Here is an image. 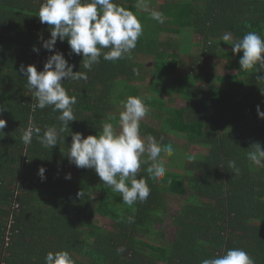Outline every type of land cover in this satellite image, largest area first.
Returning <instances> with one entry per match:
<instances>
[{"label":"trees","instance_id":"trees-1","mask_svg":"<svg viewBox=\"0 0 264 264\" xmlns=\"http://www.w3.org/2000/svg\"><path fill=\"white\" fill-rule=\"evenodd\" d=\"M41 2L0 0V119L6 121L0 132V264H44L46 254L58 250L68 251L75 264H201L232 248L264 264V167L247 158L252 144L264 147V119L256 111L257 105L264 111V81L257 80L264 73L241 70L242 53L231 50L248 32L264 38V0H115L142 24L130 54L114 62L101 56L88 71L82 56H69L67 40H57L73 71L88 77L63 83L77 98V120L62 133L60 113L35 107L19 72L21 64L42 70L52 54L41 46L40 37H50V26L37 16ZM151 11L163 13V23ZM225 34L230 40H222ZM216 59L226 62L222 74L211 63ZM182 68L186 72L178 75ZM128 96L141 97L148 108L141 138L151 135L174 148L157 157L166 169L159 181L146 171L152 161L141 163L137 177L146 180L150 195L131 207L94 169L77 168L67 156L71 133L96 135L104 122L118 131ZM29 126L40 128V135L55 126L58 144L45 147L35 133L25 144L21 137ZM171 136L182 138L185 149L202 151L180 164L176 154L188 153ZM232 159L238 175L227 167ZM177 199L175 233L166 242L165 215ZM102 219L110 222L107 229L99 226Z\"/></svg>","mask_w":264,"mask_h":264},{"label":"clouds","instance_id":"clouds-1","mask_svg":"<svg viewBox=\"0 0 264 264\" xmlns=\"http://www.w3.org/2000/svg\"><path fill=\"white\" fill-rule=\"evenodd\" d=\"M150 15L153 20L163 23V13L151 11ZM37 16L41 24L50 26L49 39H40L41 46L52 54L47 57L42 70L37 71L35 65L21 64L19 72L27 80V87L36 101L35 107H51L54 113H60L57 119L61 122L59 131L62 133L72 121L77 120L72 107L77 103V98L68 95L63 83L87 80L88 77L87 72L73 71L74 65L69 63L63 52L56 49L57 40H67L69 56H82L83 68L91 71L100 62L101 56L106 61L114 62L130 54L142 35V24L132 11L126 10L115 0H42ZM222 40H230V34H225ZM103 49L108 51L103 52ZM32 50L39 52L35 45ZM231 50L242 53L239 59L241 70L264 73V38L257 32H248L232 42ZM257 80L264 81V75H258ZM260 93L264 96V88H260ZM121 105L123 110L119 114L118 131L112 123L104 122L96 135L85 137L80 132L71 133L67 156L77 168L94 169L100 181L119 193L122 202L131 207L138 200H147L150 195L146 180L137 177L141 163L152 161L146 171L151 179L159 181L165 176L166 169L163 161H158L157 157L162 152L172 155L174 148L171 144L162 146L151 135L146 140L141 138L140 121L148 112L141 97L128 96L121 101ZM256 111L258 118L264 119L260 105H257ZM5 126L6 121L0 119V132ZM34 133L45 147L52 148L60 140L55 126L47 127L43 135H40V128L29 126L22 134V141L30 144ZM249 149L248 160L258 167H264V147L256 142ZM145 153L148 159L141 161ZM227 167L235 175L240 172L235 159L229 160ZM45 171L44 167L38 169L41 180L46 179ZM65 179H71V174H66ZM128 220L134 222L133 217ZM44 264H75V261L68 251L58 250L49 251L44 257ZM201 264H255V261L243 249L232 248L223 255L203 259Z\"/></svg>","mask_w":264,"mask_h":264},{"label":"rangeland","instance_id":"rangeland-1","mask_svg":"<svg viewBox=\"0 0 264 264\" xmlns=\"http://www.w3.org/2000/svg\"><path fill=\"white\" fill-rule=\"evenodd\" d=\"M156 8H157V6L155 4L151 8H141V9L146 11V10L156 9ZM195 40H197V38ZM211 63L213 65H215V68H216V71L218 72V74H222L223 72H225L226 62L224 60L216 59V60H212ZM185 72H186V70L182 68V69L179 70L178 75H183ZM138 85H139V83H138ZM145 119L147 120L148 118L147 117L142 118V120H145ZM118 130H119V128H118ZM169 139L172 142H174V144L176 146L181 147L184 144V140L182 138H177V137L171 136V137H169ZM183 149L186 150L185 152H187L188 154H186V153L183 154L182 152H181V154L180 153L176 154V156L178 157L177 160L180 161V164H183L184 159L187 158V156H189V154L190 155H196V154H199L202 151V149L198 148V147H191V148H186L185 149L184 145H183ZM181 159H183V160H181ZM180 201L181 200H178V199L177 200H172V205H171L169 211L167 212V214L165 215V218H166L167 222L162 228H163V230H164V232L166 234V242H170L173 239V236H174V233H175V228L172 226L171 219H172V217L175 214H177ZM109 223L110 222L108 220L102 219L100 221V225L99 226L102 227V228L107 229L109 227Z\"/></svg>","mask_w":264,"mask_h":264},{"label":"built area","instance_id":"built-area-1","mask_svg":"<svg viewBox=\"0 0 264 264\" xmlns=\"http://www.w3.org/2000/svg\"><path fill=\"white\" fill-rule=\"evenodd\" d=\"M8 235L9 233H6V236H5L6 241L8 240Z\"/></svg>","mask_w":264,"mask_h":264}]
</instances>
